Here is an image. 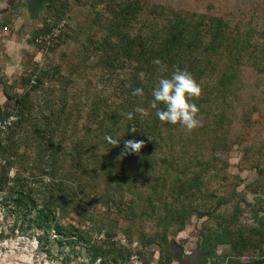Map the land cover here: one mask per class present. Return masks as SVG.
<instances>
[{"label":"rangeland","instance_id":"rangeland-1","mask_svg":"<svg viewBox=\"0 0 264 264\" xmlns=\"http://www.w3.org/2000/svg\"><path fill=\"white\" fill-rule=\"evenodd\" d=\"M141 1L144 2L145 16L135 22L134 32L146 30L148 20L160 29L177 13L192 20L206 16L203 27L206 31L208 16L215 14L225 17L232 33L238 29L244 33L253 29L250 32L252 42L262 47L264 45V0ZM159 6L162 8L158 9ZM19 12L23 20L21 27H17V33L21 36V43L17 46L20 61L14 56L17 63L9 76L0 72V104L12 110L14 97L27 96V106L23 112L28 116V121L15 133L14 139L18 144L13 154L17 155L15 160L12 159L15 163L9 176H15L18 171L28 176L30 157L34 159V164L40 162L38 167L48 162L45 169L43 165L40 167V178L35 175L28 182L29 189L35 188L33 196L38 204V208L30 210L28 215L12 202L5 205L2 198L6 193L0 192V264H89L87 242L69 240L54 228L49 227V231L36 228L33 218L38 216L43 204L51 200V193L46 191V186L52 182H63V192L69 203L64 208L56 205L55 217L52 218V213L49 217L51 224L58 220L65 232L76 226L89 239L88 244L94 241L107 242L108 239L117 241L123 248V254L128 255L122 264H129L132 251L121 244L120 235H125L130 241H138V250L142 258L148 260V264H168L166 259L170 255L174 259L169 264H200L203 259L200 249L202 232H220L234 216L235 206L239 209L236 222L230 226L232 230H244L247 225L256 222L254 214L264 217V173L260 176L254 165H251L260 163L264 168V72H260L258 77L252 65H244L241 67L239 90L227 93L214 91L207 100L195 102L200 109L198 118L202 121L201 127L189 133L179 125L173 135L167 130L162 132V145L156 156L158 159L170 160L172 167L167 168L165 163L158 161L156 166L148 165L144 176L134 169L129 178L120 180L126 185L122 187L125 192H119L114 170H121L127 160L126 155H122L117 146L103 143L107 135L101 131L102 117L95 119L90 128V123L83 124L84 121L77 117L79 112L89 113L95 105L94 101L102 100L101 110L105 112L126 105L120 104L116 92L121 88V78H124L122 87H128L131 75L121 70L122 75L108 76L103 71V52L96 49L105 37L101 27L111 14L108 3L102 0H69L65 17L67 28L60 42L52 47L37 44L34 40L44 24L53 23L56 19L48 5L39 18L32 21L23 10ZM221 50L220 55H216V71L211 70L199 79L202 90L204 84L214 82L218 70L226 62L238 64L228 47ZM258 53L257 61H261L264 67V49L261 48ZM31 75L43 78L42 85L37 89L30 88L34 84L28 81ZM6 92L13 98H8ZM221 109L226 116L222 127L214 121ZM128 121L122 118L118 122H110L114 126L110 136L124 138ZM35 125H40L46 132L50 130L45 139L48 140L53 133L55 142L63 141V147L57 152H54V148H47V141H41L33 132ZM76 143L80 146L93 145L99 155L105 154V169L94 167L95 159H89V154L85 155L88 158L83 159L81 165H76L74 159L78 154L73 148ZM246 150L249 157H244ZM18 154H26L27 158L20 160ZM50 155L57 160L55 180H50L45 173ZM134 161L128 156L126 166L133 167ZM164 178L166 186L162 188ZM176 178L197 181L192 189L194 194L177 198L185 206L195 209L183 230L175 232L177 225L169 226L167 246L163 247L160 237L152 243L147 240L163 231V226L157 223L160 208L154 211L149 199L152 196L159 198L162 189L168 193ZM158 179L160 182L156 184ZM220 198H226V202L219 205ZM165 199L170 201L173 198L167 195ZM160 202L157 201V204L161 207ZM39 220L43 221V218ZM16 222L17 226L14 225ZM59 238L65 240L63 245L59 243ZM231 251L230 243L218 244L214 259L219 262ZM262 253L264 241L260 248H252L250 253H245L241 260L248 261L250 254L259 257ZM99 260L101 258L97 262ZM227 263L228 259L221 264Z\"/></svg>","mask_w":264,"mask_h":264},{"label":"trees","instance_id":"trees-1","mask_svg":"<svg viewBox=\"0 0 264 264\" xmlns=\"http://www.w3.org/2000/svg\"><path fill=\"white\" fill-rule=\"evenodd\" d=\"M103 1L108 3L111 12L107 21L104 23V26L102 25L101 27L103 29L101 31H104L105 37L102 39L101 44L96 47V49L98 48V50H102L103 52L101 55L103 71L108 73V76H114V74L122 75V72L120 71L125 70L124 74H130L132 79L129 82L128 87H122L124 84V78H121L119 82L121 88L117 89L116 92V95L118 94L117 96L121 101L120 104H126L124 108L114 107L105 112L101 110L104 102L99 100L98 102L94 101L95 105H93L89 113L79 112L77 117L84 121L83 124L90 123L88 124L89 128L95 119L99 120V117H102L100 120V127L104 130L102 129L101 131L104 132V135L110 136L111 132L114 130V126H112V123L110 124V122H118L122 120V118L128 120L127 114H133V119L125 124L127 134L124 138H119L120 143L117 148H120L122 153L125 140H143L144 146L139 154L131 152L125 154L127 160L124 166L121 167L120 171L114 170V177L118 187L117 191L125 192V189L122 187L126 184H124V182L121 183L120 180L129 178L132 170L137 169L139 174L144 176L148 165L152 167L154 165L156 166L158 161L163 164L165 163L167 168L172 167V162L170 160L168 161L167 159L160 157L158 159L156 156L158 148L162 145V132L167 130L173 135V132L179 126L161 122L155 115V109L150 107L151 102L154 99L152 91L157 86L158 80L162 77L170 78L171 73L176 68H180L182 70H188L195 80L199 82L202 75L211 70L216 71V65L218 63L216 55H220L222 48L228 47L229 52H232L234 61L238 64L226 62L224 66H221L216 74L214 82L211 84H204L202 96L194 102L198 103L204 99L207 100L210 93L214 91H217V93H227L239 90L242 82L240 77L242 66L247 64L252 65L254 74L256 73L257 76L260 72H264V67H262L263 64H261V61L259 63L257 61L260 55L258 51L261 48L264 49V45L262 47V45L260 46L258 43L255 44L252 42L250 32H252L253 29H249L244 33L237 28L238 30L232 33V31L229 30L230 23L225 17L215 14L208 16L209 22L206 31L203 30L206 16L202 15V18L195 19V21L185 18L181 13H177L175 18L170 20L167 25L165 24L166 26L161 27L160 29H158L159 27H157L156 24L152 25V22L148 20L146 22V30L134 32L133 28L135 22H138L139 19H142L145 16L144 2L141 0H102V2ZM48 7L56 19L53 23L44 24L37 34L43 31H50L53 26L66 17L69 0H53L48 4ZM161 8V6L158 7V9ZM155 11H157V9ZM195 16L196 14H194V17ZM36 35L34 36V40ZM114 37L116 40H114ZM59 42L60 40H58L56 44ZM156 60H159L161 63L157 65L155 63ZM30 77L28 78V81L30 80L33 82L32 80L35 79V83L32 84L30 88L37 89L42 85V76L31 75ZM135 88H142L144 90L143 97L132 95V91ZM6 95L8 98H13L8 92H6ZM26 97L27 96L14 97L15 104L13 109L19 111V121L0 138V155L4 159V163L0 170V192L6 193L2 198L5 205L12 202L16 208L23 209L26 212V215H28V213L31 212L30 210L38 208L36 199L33 196L35 188L29 189L28 182L30 178H35V175L40 178V175L38 174L39 171H41L40 167L43 165V168L45 169L48 161L43 162V164L38 167L40 162L34 164V159L31 160L32 157H28L30 165L28 167L30 169L29 175L23 176L21 174L22 172L18 171L15 176H9V171L13 166V163H15L14 157L17 155L13 154V151H16V146L18 144V141L14 139L15 133L25 125L24 122L28 121V116L23 112V108L27 106ZM158 107L163 108L164 106L161 104L158 105ZM138 109H144L147 111L148 115L142 116ZM12 110L10 108H5L4 110L0 109V112L6 115L11 113ZM101 111L103 112L102 115ZM69 116H71L70 112ZM58 117H61V115L58 114ZM225 117V112L221 109L216 114L214 121L218 126L222 127ZM107 121H109L108 124ZM132 128H136V131L132 132ZM49 131L50 130L46 132V130H42L40 125H35V130H33L41 141H47V148H54V152H57L58 149L63 147V141L56 143L53 133H51L48 140H46L45 135L47 136ZM103 143L106 145L109 144L107 140H103ZM93 147V145L85 146L83 144L80 146L79 143L74 145L73 148L78 154V157L74 159L76 165H81L82 161H84L83 159L88 158V156L85 155L89 154V159H95L94 167L105 169L106 155H99L94 151ZM247 151L248 150L244 153V157L249 155ZM18 155L20 156V160L27 158L26 154ZM128 156L135 159L134 165L131 168L126 166ZM50 159L51 160L48 164L49 167L45 173L50 177V180H55L57 160H54L52 155H50ZM259 164L260 163H255L251 165L252 167L254 165V168L261 176L264 173V168ZM159 182L158 179L156 184H159ZM165 182L166 179L164 178L161 183L162 188L166 186ZM196 183V180H183L181 178H176L170 186L168 193H165L166 191L162 189L160 190L159 198H154L153 196L150 197L149 202L154 205V211L160 208L161 212H158L157 214V223L163 226V231L149 237L147 239L149 242L152 243L158 241V237H160V242L163 243V247H166L169 226L177 225L175 232L184 229L187 220L191 217L193 209L195 208L192 206H185L182 204V201H178L177 198H180L181 195L194 194L195 191L192 189H194ZM62 184L63 182H52L48 187L46 186V191L51 193V200L45 202L42 208L39 209L40 216L38 214L39 217L35 216L33 218L36 228H44L45 231H49V227L54 228L58 234L66 236L69 240L75 239L87 242V254L90 257L89 264H122V262L127 259L128 255L123 254V248L117 241H111L108 239L107 242L94 241L88 244L89 239L85 238L84 235L78 231L76 226L72 230H69V232H65L58 220H56L54 224H51L49 217L51 213L52 218L55 217L56 205H60L64 208L69 203L67 195L63 192L64 189ZM175 185L177 187H175ZM72 192L76 193L75 191ZM167 195H170L173 199L170 201H167L166 199L163 200ZM157 201H161V207L157 204ZM225 202L226 198H220L218 204H224ZM238 209L239 208L235 206L234 216H232L231 220L228 221V224H226L221 231L219 230L220 232H207V230L202 232L200 249L203 253V259L200 264H221L223 261H226V259H228L227 264H264V253L260 254L259 257L251 256L250 254V260H241V257L245 253H250V249L261 247V243L264 241V217L254 214L256 222L247 225L244 230L241 228L232 230L230 226L236 222L235 218ZM40 217L43 218V221L39 220ZM30 220L31 218L29 221ZM30 222H28V225H30ZM24 223H26V221ZM14 225L17 226V222ZM212 232L215 236H213ZM58 240L62 245L65 243L63 238H59ZM69 243H71V241H69ZM221 243H230L232 251L226 255V258H224L225 260L222 258V260H219L218 262V260L214 259L216 255L215 250L216 246ZM71 244L74 246V243ZM99 258H101V260L97 262ZM161 259L163 260L162 256ZM173 259V256L170 255L166 259L167 261H165L169 264ZM209 259L210 262L208 263Z\"/></svg>","mask_w":264,"mask_h":264},{"label":"clouds","instance_id":"clouds-1","mask_svg":"<svg viewBox=\"0 0 264 264\" xmlns=\"http://www.w3.org/2000/svg\"><path fill=\"white\" fill-rule=\"evenodd\" d=\"M159 65L161 62L156 60ZM203 94L201 85L195 80L193 75L186 69L176 68L169 77H162L158 80L157 86L152 91L154 99L150 107L155 109V115L161 122L180 125L187 132L191 133L202 126V121L198 118L200 109L194 102ZM132 95L143 97L144 90L135 88ZM163 105V108L158 105ZM142 116L148 115L144 109H138ZM127 119L131 121L133 114L128 113ZM132 132L136 128L131 129ZM105 139L111 147L118 146L119 138L106 136ZM144 146L143 140H125L122 155L128 153L139 154Z\"/></svg>","mask_w":264,"mask_h":264},{"label":"crops","instance_id":"crops-1","mask_svg":"<svg viewBox=\"0 0 264 264\" xmlns=\"http://www.w3.org/2000/svg\"><path fill=\"white\" fill-rule=\"evenodd\" d=\"M21 10L29 17L25 0H0V72L8 76L17 63L14 56L20 55L17 46L21 43V36L17 33V27H21L23 21ZM19 57L17 61H20Z\"/></svg>","mask_w":264,"mask_h":264},{"label":"built area","instance_id":"built-area-1","mask_svg":"<svg viewBox=\"0 0 264 264\" xmlns=\"http://www.w3.org/2000/svg\"><path fill=\"white\" fill-rule=\"evenodd\" d=\"M67 18H63L55 26L52 27L50 31L40 32L35 37V42L43 46L55 45L59 38L64 34L68 21ZM6 28V27H5ZM35 83V79L32 80ZM6 107L0 105V109L4 110ZM20 115L17 109H13L11 113L4 115L0 112V138L4 136L15 123L19 121ZM4 163L3 157L0 155V170L1 166ZM101 237H103L101 235ZM119 241L126 248L131 249L132 253L130 254L129 264H148L146 259L142 258L140 250H138V241L135 242L127 240L125 235L119 236ZM140 246V245H139Z\"/></svg>","mask_w":264,"mask_h":264},{"label":"water","instance_id":"water-1","mask_svg":"<svg viewBox=\"0 0 264 264\" xmlns=\"http://www.w3.org/2000/svg\"><path fill=\"white\" fill-rule=\"evenodd\" d=\"M53 0H26V10L32 20L39 18L45 7Z\"/></svg>","mask_w":264,"mask_h":264}]
</instances>
